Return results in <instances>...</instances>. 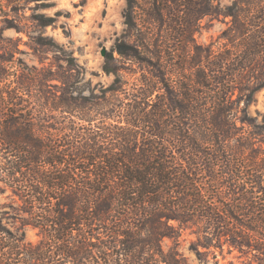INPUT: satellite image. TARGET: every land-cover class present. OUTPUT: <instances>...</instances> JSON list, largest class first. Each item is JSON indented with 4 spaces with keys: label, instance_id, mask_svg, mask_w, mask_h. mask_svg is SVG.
Masks as SVG:
<instances>
[{
    "label": "trees",
    "instance_id": "trees-1",
    "mask_svg": "<svg viewBox=\"0 0 264 264\" xmlns=\"http://www.w3.org/2000/svg\"><path fill=\"white\" fill-rule=\"evenodd\" d=\"M5 7L0 0V46L12 54L4 31L22 29ZM123 17L103 64L114 80L97 104L118 107L121 115L103 113L116 121H93L95 108L73 91L52 99L24 72L4 91L2 65L13 57L0 56V185L21 200L23 225L42 235L27 241L0 210V264H189L162 246L185 228L198 256L227 246L264 264V121L241 115L264 87L255 75L264 69V0L224 8L218 0H126ZM206 17L229 19L217 50L195 38ZM126 64L139 70L134 83L123 80ZM250 74L255 87L245 84ZM38 91L47 113L22 108V96ZM236 93L244 108L227 106ZM53 111L89 127L37 121Z\"/></svg>",
    "mask_w": 264,
    "mask_h": 264
},
{
    "label": "rangeland",
    "instance_id": "rangeland-1",
    "mask_svg": "<svg viewBox=\"0 0 264 264\" xmlns=\"http://www.w3.org/2000/svg\"><path fill=\"white\" fill-rule=\"evenodd\" d=\"M218 1L224 8L233 0ZM3 3L9 17L15 19L14 22L22 29L21 33L15 29L4 31L6 38L4 42L6 43L3 42V46L16 51L12 54L9 50L4 52V48L0 46V56L13 57L11 63L2 65L9 74L6 80L8 88L4 87V91L16 87L17 77L24 72L31 78L36 77L43 85L40 88L47 91L52 99L63 96L64 93L61 95L63 89L68 88L71 92L73 91L89 103L88 109L95 108L94 111L89 110L93 121L112 122L120 119L103 117V113L111 111L110 114L121 115L118 107L98 109L97 104L104 101L105 90L114 80L113 75H108L103 70V64L105 55L113 49L116 39L124 33L123 12L126 0H3ZM34 18L41 21L52 19V24L42 26ZM228 21L229 19L224 20L223 18L220 20L204 18L202 29L195 36L198 43L201 45L213 43L215 50L222 47V42H219L218 37L227 27ZM167 65L172 67L173 62H167ZM125 67L127 69L122 73L123 80L130 84L134 83L139 70L132 64H126ZM183 74L187 77L190 72L185 70ZM255 75L258 77L263 75L259 82L264 83V69L262 72H255ZM57 76L65 79L67 84L55 80ZM171 77L175 76L171 75ZM256 81L254 75L250 74L245 84L255 87ZM33 95V97L22 96L20 101L23 104L22 108L32 107L35 111L49 112L43 109L44 95L39 91ZM123 96L124 94L121 95L120 100ZM245 98L246 96L236 93L227 106L244 108V102L241 99ZM253 99L247 108L246 115L244 113L241 115L246 117L247 121L263 123L264 87L255 93ZM37 121H65V124L75 122L78 128L89 127L78 116L63 111L50 112L49 118L39 116ZM21 203L19 197H12L10 190L3 193L0 185V210L4 222L11 229L24 232L27 241L37 243L42 239V235L38 229L23 225L22 221L27 215L20 210ZM10 205H13L14 209ZM195 241L196 235L193 229L185 228L181 229L178 239L163 238L162 246L166 252L177 250L189 264H251L246 256L227 246L222 251L211 249L206 252L202 249L203 252L205 251L204 254L198 256L192 249Z\"/></svg>",
    "mask_w": 264,
    "mask_h": 264
},
{
    "label": "water",
    "instance_id": "water-1",
    "mask_svg": "<svg viewBox=\"0 0 264 264\" xmlns=\"http://www.w3.org/2000/svg\"><path fill=\"white\" fill-rule=\"evenodd\" d=\"M103 54H105V52H103Z\"/></svg>",
    "mask_w": 264,
    "mask_h": 264
}]
</instances>
